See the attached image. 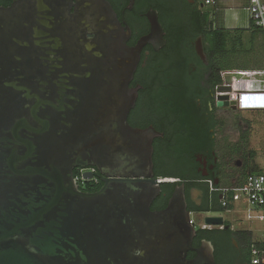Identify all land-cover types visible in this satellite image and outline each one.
Masks as SVG:
<instances>
[{
	"label": "water",
	"instance_id": "95a60500",
	"mask_svg": "<svg viewBox=\"0 0 264 264\" xmlns=\"http://www.w3.org/2000/svg\"><path fill=\"white\" fill-rule=\"evenodd\" d=\"M147 16L151 33L130 48L105 0L0 6V264H215L209 241L192 246L183 184L150 209L174 179H152L156 134L126 122L140 50L164 45ZM76 168L102 187L80 190Z\"/></svg>",
	"mask_w": 264,
	"mask_h": 264
},
{
	"label": "flooded vegetation",
	"instance_id": "af4514ba",
	"mask_svg": "<svg viewBox=\"0 0 264 264\" xmlns=\"http://www.w3.org/2000/svg\"><path fill=\"white\" fill-rule=\"evenodd\" d=\"M12 1L0 0V6L6 7ZM105 1L121 25L130 48L151 33L149 12L156 14L162 29V47L155 50L154 44L148 43L140 50L138 65L129 83V88L136 90V99L126 117L131 128L151 129L156 134L152 140V179L175 180L174 184L161 186L150 209H164L174 188L183 184L190 215L204 217L219 208L213 201L215 194L209 192L204 181L211 180L219 186L223 166L232 168L238 175L252 165L254 157L249 140L255 131L249 126L259 121L256 114L264 110H234L215 104L221 74L229 71L218 69L225 63L217 62L207 39L217 29L216 10L203 5L201 0ZM173 135L180 136L176 144L170 138ZM189 135L201 139L188 141ZM174 145L182 154L178 167L170 165L168 159ZM93 170L94 187H102L106 177ZM221 227L202 228L195 222L193 241L198 245L193 247L198 248L206 240L213 245L215 264H248L245 227H232L224 219ZM194 256V251L187 253V259Z\"/></svg>",
	"mask_w": 264,
	"mask_h": 264
},
{
	"label": "built area",
	"instance_id": "2783aa9c",
	"mask_svg": "<svg viewBox=\"0 0 264 264\" xmlns=\"http://www.w3.org/2000/svg\"><path fill=\"white\" fill-rule=\"evenodd\" d=\"M202 4L217 10L218 0H201ZM247 10L253 25L258 28L264 38V0H247ZM215 104L226 103L234 110H264V69L253 70H229L221 74V84L216 86ZM80 175L74 179L79 187L85 180L82 174L93 169H78ZM91 180H94L92 178ZM211 194L218 195L220 208L225 214H233L237 204L243 207L245 221L262 224L260 237L253 234V230L245 227L252 234V240L248 246L250 264H264V172L249 173L241 185L223 187L214 185L211 180L204 181ZM220 196V198H219ZM207 215L220 216L208 213ZM190 223L195 221L190 215ZM232 227V223H230ZM201 227H207L201 222ZM220 228H222L220 226Z\"/></svg>",
	"mask_w": 264,
	"mask_h": 264
},
{
	"label": "rangeland",
	"instance_id": "374dc122",
	"mask_svg": "<svg viewBox=\"0 0 264 264\" xmlns=\"http://www.w3.org/2000/svg\"><path fill=\"white\" fill-rule=\"evenodd\" d=\"M247 5V0H218L217 2V26L229 30H237L232 31L229 34L233 35L235 38L236 36H238L242 40L241 45L237 47V52H235V54L233 55L228 56V58H226L224 61L226 65L230 66L231 68H247L253 70L255 69L253 67H256L260 70H263V39L260 33L256 34L254 41V45L256 47H250L248 38L250 34L249 29L251 20L249 12L247 10ZM256 115H259L260 118H258L259 121L257 120L256 123L253 122L256 124L255 126H253L254 124H252L255 135L249 140V142L252 143L251 151H253L255 154V157L251 161V163L253 164L252 166L256 169L259 168V172H264V111L259 112ZM223 165H225V163ZM223 170L224 171L221 176V186L230 187L236 175L232 172V168L228 166H223ZM232 213L233 214L229 216V214H225L222 212H212V214L221 215L225 223H232L233 226L247 227L253 230V234L255 236L260 237L261 232L257 231V229L262 228L263 225L256 223L255 221H245L243 207L241 204H237ZM192 217L196 222V225L203 222V216Z\"/></svg>",
	"mask_w": 264,
	"mask_h": 264
},
{
	"label": "trees",
	"instance_id": "16d2710c",
	"mask_svg": "<svg viewBox=\"0 0 264 264\" xmlns=\"http://www.w3.org/2000/svg\"><path fill=\"white\" fill-rule=\"evenodd\" d=\"M155 2H158V0H155ZM217 11V10H216ZM250 34H249V44H250V47L251 48H255L256 46L254 45V41H255V36L256 34L260 33L261 36H262V43H263V51L264 52V38H263V35L261 33V31L256 28L253 23L251 22V25H250ZM232 31H237V30H229V29H226V28H223V27H219L217 26V29L215 30V34L213 36H207V39L208 41H210L211 43V46L213 48V52L215 53L216 57H217V62L219 63H225V59L228 58V56L230 55H233L235 54V52H237V47L241 45V39L240 37L236 36V38L229 34L230 32ZM237 33V32H235ZM252 44V45H251ZM230 46V48H229ZM240 50V48H239ZM255 69H259V68H256V67H253ZM218 69H236V70H250V69H247V68H231L230 66L225 65L224 66H221L219 67L218 66ZM218 82V80H217ZM252 123H250V128L252 127ZM191 136V138L188 139V141L190 140H198V139H201V137H193L192 135H189ZM193 137V138H192ZM170 138L173 140V143H177L179 142L178 139L180 138V136H177V135H173V136H170ZM177 145H174L173 146V149L172 150H169V153H168V159H169V164L172 165L173 167H178L180 164H181V160H180V157H181V151L179 149H177V147H175ZM186 152V150H185ZM187 153V152H186ZM252 153V157H255V154L253 151H251ZM253 165V164H252ZM252 165H250L249 167H247V170L244 172L241 171L238 175L235 176V179H233L232 181V185L231 186H238V185H241L243 180L245 179L246 175L249 174V173H258L260 170L259 168H255L253 167ZM80 175L79 173V170H75L73 171V176H78ZM174 184V183H172ZM230 186V187H231ZM100 187H94V180H90V181H84V183L82 185H79V189L82 190V191H85V192H95L97 190H99ZM171 191H172V188H171ZM170 191V192H171ZM218 195H214L213 197V201L217 203V205L219 206L218 209H212L213 212H224L225 210L220 208V205H219V202H218ZM194 211V210H193ZM205 211H208L207 209ZM200 232H203L204 230H199ZM246 236H247V239H246V251H247V262L248 264H250V261H249V253H248V246L252 240V234L250 232H245ZM195 245H198V243H196L195 241H193L192 243V246H195ZM214 245H215V248H217V250L221 249L219 248V245H217L215 242H214Z\"/></svg>",
	"mask_w": 264,
	"mask_h": 264
},
{
	"label": "bare ground",
	"instance_id": "6f19581e",
	"mask_svg": "<svg viewBox=\"0 0 264 264\" xmlns=\"http://www.w3.org/2000/svg\"><path fill=\"white\" fill-rule=\"evenodd\" d=\"M173 181H175V180H173Z\"/></svg>",
	"mask_w": 264,
	"mask_h": 264
}]
</instances>
